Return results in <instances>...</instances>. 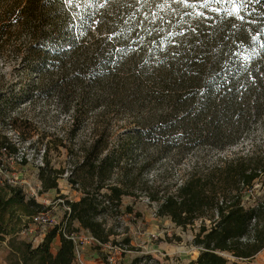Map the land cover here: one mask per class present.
I'll list each match as a JSON object with an SVG mask.
<instances>
[{
	"label": "trees",
	"instance_id": "obj_1",
	"mask_svg": "<svg viewBox=\"0 0 264 264\" xmlns=\"http://www.w3.org/2000/svg\"><path fill=\"white\" fill-rule=\"evenodd\" d=\"M233 7L0 0V62L20 74L0 81V124L17 134V141L0 134V157L25 165L20 144L41 145V192L55 190L69 208L33 245L19 233L48 209L0 181L6 264H73L64 234L79 229L97 246L112 245L133 212H121L124 198H143L156 217L196 230L198 255L189 264H240L264 251V0H250L243 20ZM39 102L56 110L42 122L62 117L52 132L37 133L38 123L18 114ZM52 154L64 155V165H50ZM62 178L78 200L60 194Z\"/></svg>",
	"mask_w": 264,
	"mask_h": 264
},
{
	"label": "rangeland",
	"instance_id": "obj_2",
	"mask_svg": "<svg viewBox=\"0 0 264 264\" xmlns=\"http://www.w3.org/2000/svg\"><path fill=\"white\" fill-rule=\"evenodd\" d=\"M0 75L2 84H8L14 82L15 75H20L19 72L13 75L11 67L4 68L0 62ZM21 117H27L35 120L37 124V133L39 132H52L59 127L61 116L58 117L57 122H42L41 118L50 120V117L56 115V110L52 106L45 108L42 102H39L35 107L22 109L21 113L18 112ZM7 117H14L15 111L7 112ZM122 120H125L122 118ZM0 124V134L6 135L13 141H17V134L8 122ZM58 130V128H57ZM119 129L114 126L111 130V135L115 137L119 133ZM89 128L83 130V135H87ZM260 131L254 133L260 135ZM250 143H248V146ZM35 149V150H34ZM21 153H29L27 158V164L20 165L19 159L0 157V181H7L9 183L16 184L22 188V191L26 199L33 198L36 202L42 204L48 209L49 214L56 217L59 223L65 220L64 200L61 199L55 190H49L47 192H41V184L38 180L37 167L41 165V152L42 146H30L27 142L20 144ZM32 153H36L33 156ZM38 153V154H37ZM21 156V155H20ZM210 156L211 153H210ZM50 165L54 168H60L64 165V155L56 156L52 154ZM194 157H190L187 163H190ZM65 177V176H64ZM58 189L61 195L67 197L68 200L76 201L80 195L71 190L69 184L65 178L58 180ZM33 194H35L33 196ZM130 206L132 208V214L122 218L120 228L118 231L122 232L119 237H116L111 248L120 247L123 252H119L115 249H109L107 246H97L94 244L89 245V250L94 251L97 259L102 264H132L133 260L144 256L145 259L138 264H189L194 261L198 255V251L191 244L195 229L186 228L182 230L179 227H175L169 218H159L155 216V206L150 205L143 198L133 200L130 198H124L122 200L121 212H125V207ZM135 213L140 214V217L135 216ZM131 219V220H129ZM127 227L126 233H123V228ZM75 230V228L70 227ZM78 232V231H76ZM127 237L128 243L122 242ZM179 239V240H178ZM4 243L0 242V264L4 263L5 249ZM59 245L58 240L53 241L51 250L54 253ZM226 258H231L225 255ZM115 263L110 262L109 259ZM240 264H264V251L259 252L257 255L248 259H240ZM88 264V263H87Z\"/></svg>",
	"mask_w": 264,
	"mask_h": 264
},
{
	"label": "built area",
	"instance_id": "obj_3",
	"mask_svg": "<svg viewBox=\"0 0 264 264\" xmlns=\"http://www.w3.org/2000/svg\"><path fill=\"white\" fill-rule=\"evenodd\" d=\"M35 194H33L34 196ZM36 196V195H35ZM65 212H69L68 207H64ZM59 222L56 220V217L49 214L48 211H43L37 213L31 218V222L28 224V227L20 231L19 235L22 238H27L32 243L41 239L44 234L48 231L49 228L58 225ZM86 232L79 230L78 232L73 231L69 234H64V236L70 239L74 244V263L73 264H85L81 257V251L83 244L88 242L90 244L97 245V242L93 240L91 236L85 235ZM109 249H115L119 252H123L120 247H110V244L106 245ZM110 262L115 263L116 260L109 259Z\"/></svg>",
	"mask_w": 264,
	"mask_h": 264
},
{
	"label": "snow or ice",
	"instance_id": "obj_4",
	"mask_svg": "<svg viewBox=\"0 0 264 264\" xmlns=\"http://www.w3.org/2000/svg\"><path fill=\"white\" fill-rule=\"evenodd\" d=\"M67 3H71L72 0H66ZM181 3L187 5L189 3V0H180ZM221 0H203L204 6H207L208 3H220ZM225 2L232 4L233 11L236 13L237 18L243 20V16L239 13L247 7V4L250 2V0H225ZM232 13H229L231 15ZM199 15H204L202 12L199 13ZM260 33H257V38L260 37Z\"/></svg>",
	"mask_w": 264,
	"mask_h": 264
},
{
	"label": "crops",
	"instance_id": "obj_5",
	"mask_svg": "<svg viewBox=\"0 0 264 264\" xmlns=\"http://www.w3.org/2000/svg\"><path fill=\"white\" fill-rule=\"evenodd\" d=\"M73 227L74 228H79V225L77 223H73ZM85 235L90 236L88 233H85ZM40 241H41V239L37 240L36 242L33 243V245H37ZM3 245H4V249L6 250L7 247H6L5 243ZM89 245H90V243H88V242L83 244V248H82V251H81V257H82L83 262L85 264H87V263L88 264H102L97 259H94L96 257V254L94 253V251L89 250ZM4 263L6 264L5 261H4Z\"/></svg>",
	"mask_w": 264,
	"mask_h": 264
}]
</instances>
